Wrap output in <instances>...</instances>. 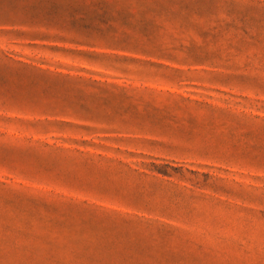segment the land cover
Returning a JSON list of instances; mask_svg holds the SVG:
<instances>
[{
	"label": "rangeland",
	"instance_id": "374dc122",
	"mask_svg": "<svg viewBox=\"0 0 264 264\" xmlns=\"http://www.w3.org/2000/svg\"><path fill=\"white\" fill-rule=\"evenodd\" d=\"M0 264H264V0H0Z\"/></svg>",
	"mask_w": 264,
	"mask_h": 264
}]
</instances>
